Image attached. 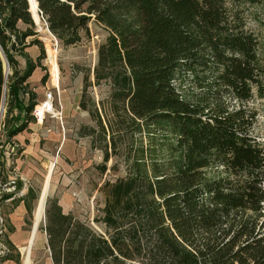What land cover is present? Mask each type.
<instances>
[{"label":"trees","instance_id":"obj_1","mask_svg":"<svg viewBox=\"0 0 264 264\" xmlns=\"http://www.w3.org/2000/svg\"><path fill=\"white\" fill-rule=\"evenodd\" d=\"M35 1L65 46L89 36L91 22L108 30L94 83L91 71L84 76L79 107L92 124L79 137L103 154L101 174H124L99 188L93 223L101 230L48 201L43 231L53 263L264 264V145L247 108L255 91L264 94V65L239 10L264 0ZM29 10L28 0H0V47L12 71L6 81L0 55L9 142L36 122L38 95L27 82L43 57L26 53L40 44H27L37 35ZM102 84L108 95L96 101L88 90ZM12 187L1 203L24 201L32 216L36 192L17 200L22 184Z\"/></svg>","mask_w":264,"mask_h":264},{"label":"rangeland","instance_id":"obj_2","mask_svg":"<svg viewBox=\"0 0 264 264\" xmlns=\"http://www.w3.org/2000/svg\"><path fill=\"white\" fill-rule=\"evenodd\" d=\"M239 10L243 13L246 29L254 33L261 42L260 56L264 65V4L242 6ZM19 27L22 30L26 29L22 24ZM89 30V36H85L82 42L74 46H65L50 32L40 15L36 23V37L27 40V44L32 40H38L40 44L26 49V53L34 61L43 57L40 62L41 68L27 82L30 89L38 95L37 118L34 116V110L32 116L36 122L30 125L28 131L18 135L11 142L7 140L4 128L7 105L6 98L2 104L3 93L0 102V161L3 163L2 168L0 166V198L2 194L14 193L15 189L12 186L20 181L22 189L16 192L15 199L29 190L36 192L38 199L32 203L34 209L32 216L29 217L25 212L20 219L18 213L13 215L17 210L16 203L11 200L3 203L0 201V258L8 254L14 257L18 255L17 252H22L20 264H23L26 249L30 247L31 264H46L48 251L43 228L49 200H59L65 211H71L78 218L89 221L96 229L101 230L93 223L97 207L102 205L103 201L99 188L107 181L124 175L122 171L101 174L97 167L103 163V154L92 149L90 139L79 137L81 127L92 124L89 114L79 107L84 76L91 71L90 78L94 83L93 72L98 60V48L109 37L108 30L99 23L91 22ZM48 49L55 55L58 65V84L54 80ZM16 58L18 70L23 71L25 59L20 56ZM11 75L10 69L8 77ZM44 78L46 82L42 81ZM88 93L94 100L100 101L108 95V87L104 84L99 87L92 86ZM49 94L53 95V114H47L41 109ZM232 104L235 102L232 101ZM247 108L255 114L252 134L257 142L264 145V94L261 97L255 91V98ZM113 165L114 160H111L108 168ZM48 178L50 186L45 214L37 233H34L35 211ZM9 224L18 234V237L12 239L17 251L14 249L11 253L5 243L6 234H10L7 227Z\"/></svg>","mask_w":264,"mask_h":264},{"label":"bare ground","instance_id":"obj_3","mask_svg":"<svg viewBox=\"0 0 264 264\" xmlns=\"http://www.w3.org/2000/svg\"><path fill=\"white\" fill-rule=\"evenodd\" d=\"M30 11H31L36 23H37L39 21V16H38L39 13H38V6H37V3L35 0H30ZM47 51H48L47 53L49 56V60H50L52 67H53L54 80H55L56 84H58L59 69H58V65L56 63V58L50 49H48ZM41 109L45 110L46 112H48V110L54 112V109L51 106V102H47V104H43V107ZM49 186H50V178H48L46 180V182L43 186L41 195H40L39 200H38L37 208L35 211V226H34L35 231H34V233H37V228L43 220L47 196H48V192H49ZM30 244H31V241H30ZM31 257H32L31 248L28 247L26 249V253L24 255L23 264H31Z\"/></svg>","mask_w":264,"mask_h":264},{"label":"crops","instance_id":"obj_4","mask_svg":"<svg viewBox=\"0 0 264 264\" xmlns=\"http://www.w3.org/2000/svg\"><path fill=\"white\" fill-rule=\"evenodd\" d=\"M38 70V69H37ZM36 70V71H37ZM36 71H35V73H36ZM30 127V126H29ZM27 193H28V191H27ZM27 193H24V194H22V196L20 197V198H22V197H24V196H26L27 195ZM20 198H18V199H20ZM17 199V200H18ZM15 205H17V210H15V212H14V214L13 215H17V213H18V218L20 219V217L26 212L27 214H28V212H27V209H26V206H25V203H24V201H19V202H17ZM59 206L62 208V210H63V213L64 214H68V213H72L71 211H65L64 210V208H63V206L60 204V202H59ZM12 215V216H13ZM13 227V226H12ZM14 228V227H13ZM46 235V234H45ZM6 236H7V239L16 247V245L14 244V242H13V240L12 239H14V237H18V234L17 233H15V229H14V232L13 233H10V234H6ZM46 244H47V251H48V254H47V256H46V264H54L53 263V261H52V258H51V254H50V251H49V249H48V240H47V236H46ZM17 248H15V251H17L16 250ZM12 252V250H10V253ZM18 253V255L17 256H12V254H10L11 255V257L13 258V259H10V260H6V261H0V264H17L16 263V261L17 260H19V262H20V253H22V252H17ZM23 255V254H22Z\"/></svg>","mask_w":264,"mask_h":264},{"label":"water","instance_id":"obj_5","mask_svg":"<svg viewBox=\"0 0 264 264\" xmlns=\"http://www.w3.org/2000/svg\"><path fill=\"white\" fill-rule=\"evenodd\" d=\"M28 3H29V7H30V0H28ZM29 12L31 13L30 10H29ZM38 13H39L38 16H39V18H40V12H38ZM31 15H32V14H31ZM32 19L34 20L33 16H32ZM34 22H35V20H34ZM35 24H36V22H35ZM0 55H1L2 59H3V61H4V65H5L4 74H5V80L7 81L10 68H9L8 61H7V59H6L5 55H4L3 50H2L1 47H0ZM4 102H5V94H4V96H3L2 104H4ZM44 214H45V213H44Z\"/></svg>","mask_w":264,"mask_h":264},{"label":"built area","instance_id":"obj_6","mask_svg":"<svg viewBox=\"0 0 264 264\" xmlns=\"http://www.w3.org/2000/svg\"><path fill=\"white\" fill-rule=\"evenodd\" d=\"M52 99H53V95L52 94H49L47 96V99L44 102V104H47V102H51V106L53 107ZM36 109H37V107L35 108V114H34V116L37 118V116H36ZM47 114H53V112L48 110ZM45 118H46V116H45ZM45 118H44V120H45ZM38 122H39V120H38Z\"/></svg>","mask_w":264,"mask_h":264}]
</instances>
